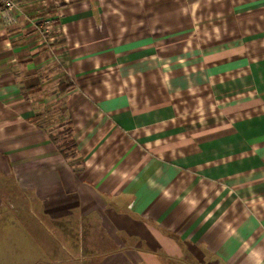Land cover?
Returning <instances> with one entry per match:
<instances>
[{
	"label": "crops",
	"instance_id": "obj_1",
	"mask_svg": "<svg viewBox=\"0 0 264 264\" xmlns=\"http://www.w3.org/2000/svg\"><path fill=\"white\" fill-rule=\"evenodd\" d=\"M18 1L0 264H70L83 219L118 242L91 264H264V0Z\"/></svg>",
	"mask_w": 264,
	"mask_h": 264
},
{
	"label": "rangeland",
	"instance_id": "obj_2",
	"mask_svg": "<svg viewBox=\"0 0 264 264\" xmlns=\"http://www.w3.org/2000/svg\"><path fill=\"white\" fill-rule=\"evenodd\" d=\"M9 186L14 192V186ZM69 223L71 225L65 229L63 234L71 246L70 264H91L92 259L118 246L116 239L110 236L96 221L83 219L82 221L72 220Z\"/></svg>",
	"mask_w": 264,
	"mask_h": 264
},
{
	"label": "built area",
	"instance_id": "obj_3",
	"mask_svg": "<svg viewBox=\"0 0 264 264\" xmlns=\"http://www.w3.org/2000/svg\"><path fill=\"white\" fill-rule=\"evenodd\" d=\"M18 0H0V12L3 16L10 17L11 12L19 7Z\"/></svg>",
	"mask_w": 264,
	"mask_h": 264
},
{
	"label": "trees",
	"instance_id": "obj_4",
	"mask_svg": "<svg viewBox=\"0 0 264 264\" xmlns=\"http://www.w3.org/2000/svg\"><path fill=\"white\" fill-rule=\"evenodd\" d=\"M65 131L66 132L64 134L62 132V133H60L61 135H58V137H56L54 139L55 141L60 142V144L62 143V141H64V143L62 145H64V144H71V142L73 140L72 139V131L71 130H65ZM72 151H73V149H72Z\"/></svg>",
	"mask_w": 264,
	"mask_h": 264
}]
</instances>
